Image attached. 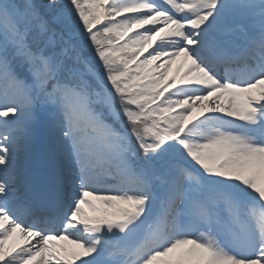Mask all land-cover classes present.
Here are the masks:
<instances>
[{"label": "snow or ice", "instance_id": "6c2138e0", "mask_svg": "<svg viewBox=\"0 0 264 264\" xmlns=\"http://www.w3.org/2000/svg\"><path fill=\"white\" fill-rule=\"evenodd\" d=\"M0 264H264V0H0Z\"/></svg>", "mask_w": 264, "mask_h": 264}, {"label": "rangeland", "instance_id": "374dc122", "mask_svg": "<svg viewBox=\"0 0 264 264\" xmlns=\"http://www.w3.org/2000/svg\"><path fill=\"white\" fill-rule=\"evenodd\" d=\"M174 67H175V65H174ZM91 214V213H90Z\"/></svg>", "mask_w": 264, "mask_h": 264}]
</instances>
